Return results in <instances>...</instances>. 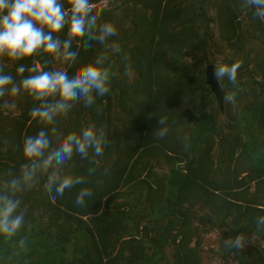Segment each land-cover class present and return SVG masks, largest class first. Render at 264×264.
<instances>
[{
	"label": "trees",
	"instance_id": "trees-1",
	"mask_svg": "<svg viewBox=\"0 0 264 264\" xmlns=\"http://www.w3.org/2000/svg\"><path fill=\"white\" fill-rule=\"evenodd\" d=\"M106 1L93 0L118 25V52L85 37L78 62L106 55L111 91L74 102L58 124L61 138L103 130L104 153L65 162L85 183L63 196L46 189L48 174L22 194L25 223L0 235V264H264V22L246 0ZM235 62L237 81L218 80L222 112L206 66ZM35 103L0 98V192L28 163L23 140L44 127ZM83 188L92 195L77 205ZM236 237L239 249L227 243Z\"/></svg>",
	"mask_w": 264,
	"mask_h": 264
},
{
	"label": "clouds",
	"instance_id": "clouds-1",
	"mask_svg": "<svg viewBox=\"0 0 264 264\" xmlns=\"http://www.w3.org/2000/svg\"><path fill=\"white\" fill-rule=\"evenodd\" d=\"M246 6L264 22V0H246ZM103 16V8L93 0H0V59L15 65V75L0 68V98H31L37 103L30 116L44 125L23 140L28 163L0 192V235L11 237L21 230L26 216L21 196L42 174H48L46 189L63 196L66 190L85 183L83 176L63 173L65 162L75 155L87 159L90 154L100 157L104 153L105 133L95 125L62 138L58 128L59 118L74 102L91 107L111 91L112 71L106 66V55L101 53L90 63L78 62L85 37L118 52V25ZM240 67L239 62L224 63L215 66L213 74L217 80L235 83ZM3 107L14 105L5 100ZM91 195L90 189L83 188L75 203L84 205ZM257 223L264 225V216ZM227 243L234 249L241 247L240 237Z\"/></svg>",
	"mask_w": 264,
	"mask_h": 264
},
{
	"label": "water",
	"instance_id": "water-1",
	"mask_svg": "<svg viewBox=\"0 0 264 264\" xmlns=\"http://www.w3.org/2000/svg\"><path fill=\"white\" fill-rule=\"evenodd\" d=\"M185 57H187V54H185ZM214 67L215 66L212 64L206 66V84L209 86L211 93L216 97V100L223 112L227 92L223 90L219 81L215 78L213 74Z\"/></svg>",
	"mask_w": 264,
	"mask_h": 264
},
{
	"label": "rangeland",
	"instance_id": "rangeland-1",
	"mask_svg": "<svg viewBox=\"0 0 264 264\" xmlns=\"http://www.w3.org/2000/svg\"><path fill=\"white\" fill-rule=\"evenodd\" d=\"M104 4H107V1L104 0ZM216 245V235H211L207 238L206 241V247H214ZM212 262L210 261V259L206 258V264H211Z\"/></svg>",
	"mask_w": 264,
	"mask_h": 264
}]
</instances>
